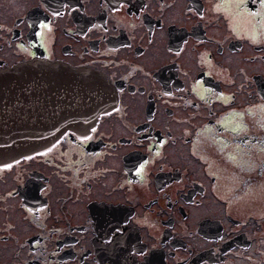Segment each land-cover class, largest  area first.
<instances>
[{
	"label": "flooded vegetation",
	"instance_id": "1",
	"mask_svg": "<svg viewBox=\"0 0 264 264\" xmlns=\"http://www.w3.org/2000/svg\"><path fill=\"white\" fill-rule=\"evenodd\" d=\"M31 59L105 83L0 165L3 264H264V0H0Z\"/></svg>",
	"mask_w": 264,
	"mask_h": 264
},
{
	"label": "water",
	"instance_id": "2",
	"mask_svg": "<svg viewBox=\"0 0 264 264\" xmlns=\"http://www.w3.org/2000/svg\"><path fill=\"white\" fill-rule=\"evenodd\" d=\"M28 65L33 70L20 83L19 89L18 81L24 76L21 67ZM89 81L105 83L100 73L43 59L33 64L25 61L0 68V91H4L0 92V127L1 124L6 127L0 130V163L48 146L66 128L78 133L84 131L83 127L75 126L77 121L74 119V107L71 106L86 97ZM12 83L15 85L14 91L19 94L9 92L8 87ZM27 86L30 89L25 90ZM13 95H19L20 100H12ZM45 112L56 120L42 124V114ZM83 116L93 117V114Z\"/></svg>",
	"mask_w": 264,
	"mask_h": 264
},
{
	"label": "bare ground",
	"instance_id": "3",
	"mask_svg": "<svg viewBox=\"0 0 264 264\" xmlns=\"http://www.w3.org/2000/svg\"><path fill=\"white\" fill-rule=\"evenodd\" d=\"M38 59H31V60H29L28 62L30 63V64H33L34 63V61H37ZM16 64H23V61L22 62H18V63H16ZM22 68V70H23V72H24V76H21V78L19 79V84L17 85V88H19V89H21L20 88V83L23 81V80H26L27 79V76L32 72V70H33V68H32V66L31 65H28V66H26V67H21ZM23 84V83H22ZM14 87H15V85L12 83V85L10 86V87H8V89H9V92H12L13 94L14 93H17V94H19L17 91H14ZM26 88H29L30 89V87H25V90H26ZM28 90V89H27ZM1 93H4V91H0ZM12 98V97H11ZM13 98L14 99H12V100H14V101H18V100H20L19 98H20V96L19 95H13ZM16 99V100H15ZM78 103H73V105L71 106V108H73L74 106H76ZM73 110V109H72ZM71 110V111H72ZM48 114V112H45V113H43L42 115V124H47V123H49L50 121H53L52 120V116H48L47 115ZM86 117V116H85ZM0 121H1V119H0ZM6 127H4V125L3 124H1V127H0V130H3V129H5Z\"/></svg>",
	"mask_w": 264,
	"mask_h": 264
},
{
	"label": "rangeland",
	"instance_id": "4",
	"mask_svg": "<svg viewBox=\"0 0 264 264\" xmlns=\"http://www.w3.org/2000/svg\"><path fill=\"white\" fill-rule=\"evenodd\" d=\"M17 63V62H16ZM16 63H13V64H16ZM13 64H10V65H13ZM10 65H5V66H10ZM87 91V90H86ZM83 96H85V95H83ZM23 156H20V157H18V158H16V159H12V160H9V161H6V162H2V164H0V165H3V164H10V162L12 163V161L14 162L15 160L17 161V159L19 160V159H21ZM9 184L8 183H0V187L2 188V189H5L7 186H8ZM140 192V191H139ZM97 194V191L95 192V195ZM101 195V194H100ZM3 216V214L1 215V217ZM6 261V259H5V257H4V255L3 254H0V263L1 264H3L4 262Z\"/></svg>",
	"mask_w": 264,
	"mask_h": 264
}]
</instances>
